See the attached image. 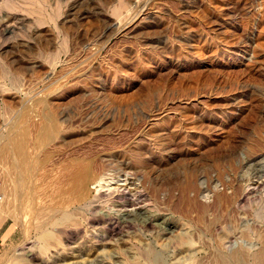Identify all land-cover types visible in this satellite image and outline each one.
Masks as SVG:
<instances>
[{"label": "rangeland", "instance_id": "rangeland-1", "mask_svg": "<svg viewBox=\"0 0 264 264\" xmlns=\"http://www.w3.org/2000/svg\"><path fill=\"white\" fill-rule=\"evenodd\" d=\"M27 108L34 168L21 195L5 188L0 160V207L17 228L0 264H151L148 246L163 264H220L262 246L264 190L228 211L216 196L264 171V150L247 158L264 139V0H0V136ZM41 109L59 113L62 137L40 142ZM80 161L118 172L110 183L129 166L150 175L160 202L112 238L84 226V212L75 235L43 225L70 204L65 176ZM189 181L196 204L186 208Z\"/></svg>", "mask_w": 264, "mask_h": 264}, {"label": "bare ground", "instance_id": "bare-ground-1", "mask_svg": "<svg viewBox=\"0 0 264 264\" xmlns=\"http://www.w3.org/2000/svg\"><path fill=\"white\" fill-rule=\"evenodd\" d=\"M47 95L48 94H45L44 97L39 98L37 102L38 104L40 103L44 105L46 102V106H43L45 108L48 105L47 101H49ZM41 111H43V120L40 122L39 126V137L40 142L44 143L47 140L58 138L60 118L58 117V112L52 110H48L46 112L44 109H41ZM30 118L31 117L27 108V110L23 111L18 122H14L9 126L8 133L0 136V160L4 161V163L7 165V167L3 170L5 188L8 191L11 190L13 193L16 192L20 195L22 193V188L28 187V180L34 168L30 164L31 154L28 150V139L31 131ZM44 119H52L53 122L49 126ZM48 123H50V121ZM56 133L58 135L57 137L55 136ZM261 150H264V139H261L259 142L253 143L248 147L247 158L252 159L258 153V151ZM231 156H234V152L229 154V157ZM229 160L228 162H230ZM67 169H69V172L65 177L67 181H70V194L72 197L66 201V204H70H68V207L60 209L58 213L49 216L46 221L42 223L43 225L45 223L52 224L55 231L63 232L64 234L67 233L69 235L80 233L81 228H84V223H80L81 220L79 221V216L82 212H84L81 214V216L83 215L84 217V214L87 213L86 217L84 218V226L87 225L90 229L93 228L97 232L99 230L96 226L101 224L100 227L105 233V236L112 238L114 235H118L120 232H122V227H132L135 224L136 217L142 213V210L148 209L152 205V202H160L159 194L161 193L163 185H159V183H156V181L151 183L150 175L145 176L144 179L136 177L134 173L136 172L135 168L131 166L123 168L125 169L126 175H128L125 177V179H122L125 181L124 183H110L108 180L117 179L118 172L114 171L108 173L111 169H108L105 166L102 169H100V167H92L90 163L86 161H80L74 169L72 166L68 167ZM130 174H134L135 176L133 175L134 177H130ZM100 179L105 180V182L101 184L103 185L102 188H107L103 191H98L96 194H93L90 185L98 182ZM10 181H15L14 186L11 187V184L9 183ZM118 181H121V179H118ZM109 184L116 185L114 187H108ZM1 187L2 185L0 186V191ZM193 187L194 182L189 181L186 182L180 190V195L186 208H191L192 205L196 204L195 199L191 198L190 195V191ZM230 187L233 189L232 193L217 192V204H219L220 208H225L228 206L231 207L232 203L237 201V199L240 200L242 197L244 198L248 190H251V192L254 190L263 191L264 171L261 174L259 173V175L257 174L256 178H254L252 181H249L245 184L232 182L230 183ZM1 194L3 195L4 199V194L2 191ZM168 194L170 195V189H168ZM2 202L3 200L0 203ZM108 203L116 205L114 207L118 206L119 208L116 209V211H106L107 213H105L104 209L108 208ZM206 209L207 207L205 206L201 209L200 214L202 219L205 217L204 214H206ZM225 209L228 211L230 208ZM120 212L121 214L125 213L126 219H120ZM215 221L217 222V219ZM151 225V220L145 224L147 227ZM94 230L92 233L95 232ZM86 231L88 230L86 229ZM51 236V231H43L42 238L44 241L48 240ZM186 239L187 238L184 237L183 242L186 241ZM141 254L142 256H145V258L149 260L151 264H163L162 258L157 254L153 247L148 246L147 248L142 249ZM247 256H251V264H264V234L262 237V246L258 251L251 254L243 249H238L235 250L231 255L220 254L218 256V261L220 264H243L246 262L245 259ZM127 264L139 263L136 261H129Z\"/></svg>", "mask_w": 264, "mask_h": 264}, {"label": "crops", "instance_id": "crops-1", "mask_svg": "<svg viewBox=\"0 0 264 264\" xmlns=\"http://www.w3.org/2000/svg\"><path fill=\"white\" fill-rule=\"evenodd\" d=\"M17 228L8 217H5L0 207V256L6 246L15 241Z\"/></svg>", "mask_w": 264, "mask_h": 264}, {"label": "built area", "instance_id": "built-area-1", "mask_svg": "<svg viewBox=\"0 0 264 264\" xmlns=\"http://www.w3.org/2000/svg\"><path fill=\"white\" fill-rule=\"evenodd\" d=\"M0 186H1V179H0ZM3 200V195L1 194V191H0V202Z\"/></svg>", "mask_w": 264, "mask_h": 264}]
</instances>
